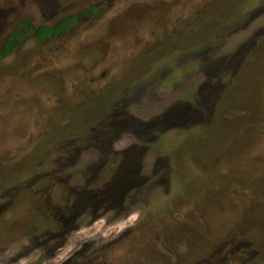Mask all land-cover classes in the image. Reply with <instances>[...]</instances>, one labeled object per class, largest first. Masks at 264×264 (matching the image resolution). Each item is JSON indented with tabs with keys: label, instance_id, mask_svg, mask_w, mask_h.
I'll return each instance as SVG.
<instances>
[{
	"label": "rangeland",
	"instance_id": "rangeland-1",
	"mask_svg": "<svg viewBox=\"0 0 264 264\" xmlns=\"http://www.w3.org/2000/svg\"><path fill=\"white\" fill-rule=\"evenodd\" d=\"M22 24L0 264H264V0H0V51Z\"/></svg>",
	"mask_w": 264,
	"mask_h": 264
},
{
	"label": "trees",
	"instance_id": "trees-1",
	"mask_svg": "<svg viewBox=\"0 0 264 264\" xmlns=\"http://www.w3.org/2000/svg\"><path fill=\"white\" fill-rule=\"evenodd\" d=\"M78 22V16H74L64 20L57 26L47 27L42 26L36 29H30L29 31L34 34V36L39 39H46V38H59L67 33L71 27ZM23 24L16 29L7 40L5 47L0 51V60L6 58L10 54H12L15 50L18 49L23 34L21 33V28Z\"/></svg>",
	"mask_w": 264,
	"mask_h": 264
}]
</instances>
